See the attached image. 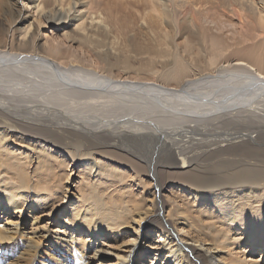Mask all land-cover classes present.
I'll use <instances>...</instances> for the list:
<instances>
[{"label": "bare ground", "instance_id": "1", "mask_svg": "<svg viewBox=\"0 0 264 264\" xmlns=\"http://www.w3.org/2000/svg\"><path fill=\"white\" fill-rule=\"evenodd\" d=\"M99 1L101 0L97 2ZM97 2L95 5L90 3L88 8L95 6L94 10L97 8ZM109 2L111 1L105 3L110 4ZM209 2L150 0L144 7L149 13L154 11L159 14L170 7L180 8L183 17L190 18L191 24L204 35L212 28L207 24H215L220 15H227L238 21L243 39L238 44L240 48L236 54L240 57L234 65L237 70L246 71L254 77L248 80V83L243 82L247 84L233 83L232 79L219 83L220 78L215 77L216 83L211 86L220 87L221 90L227 89L226 93L222 92L223 94L215 96L216 98L205 94L208 91L203 95L197 93L207 84H195L197 88L191 91V86L196 81L192 78L182 82L179 88L160 85L157 87L148 85L151 82L135 81H132L131 87L128 84L113 82L106 76L80 75L75 67L71 69L72 74L70 69H62L59 63L41 54L14 50V40L9 37V26L0 29V220L6 219L5 226H0V264H8L5 258L17 253L18 257L9 264H71V255L75 259L72 264H92L106 255L116 257L120 264H144L143 260L149 254L145 247L141 249L136 244L119 252L116 245L105 246L107 239L111 242L118 241L117 237L124 235L123 230L132 227L128 223V214L139 205V227L143 225L149 228L152 225L156 228L152 229L156 236V242L151 246L155 251L153 264L157 261L161 264H264V146H261L264 145V123L256 126L259 133L256 139L251 136L250 131L235 133L230 139L225 137V133L210 132L215 130L217 125L201 128L193 123L185 128L182 121L180 126L184 128L180 127L176 134L154 122H151L155 127L153 131H144L139 123L142 120L141 115L137 114L135 119L138 123H135V128L121 127L120 131L114 134L112 127L117 119H104L106 122L103 124L94 122L87 126L82 119L74 120L55 102L46 97H36L38 93L35 87L41 84L46 85L47 94L57 87L87 100H90L91 96L97 98L103 95L111 100H123L127 96L143 98L145 95H160L159 98H152L151 104H154V100L159 101L158 106H162L166 111L171 108L174 113H181L180 115L203 119L210 117L213 120L223 117L222 122H233L234 118L226 113L214 114L223 110L226 106L224 103H228L232 109H237L235 104L240 103L239 93L246 90L250 92L253 86L255 89H259L260 85L264 87V0H260L262 6L254 0H220L219 5ZM57 3L58 16L63 14L66 6L72 4L71 0L68 3L57 0ZM40 6L36 4L37 11ZM4 9L10 16L16 10L10 0L5 3ZM97 9L94 12H97ZM76 11L81 12L78 9ZM83 17L78 20L82 22ZM27 25L22 38L32 36L30 33L34 28L33 23ZM166 34L159 32L153 37L155 40L160 39L161 43V37H167ZM211 38L212 51H215V55H220L219 52L223 49L222 40L212 34ZM19 45H23V42L20 41ZM184 75L185 72L179 77ZM95 81L109 85L95 88ZM111 87L120 91L116 92ZM116 93H120L122 97L117 98ZM230 95L235 96L228 97ZM176 97H183L187 102L175 103ZM248 101L252 99L249 98ZM171 104L183 105L192 110L176 111ZM125 110L127 109H123ZM172 113L171 111V117ZM194 129L199 130L201 135L209 134V131L215 137L195 138L192 136ZM68 133L83 135L88 140L87 149H94L91 153L105 155L124 165L130 164L138 173L153 177V198L148 200L150 203H132L122 192L111 189L114 183L108 181L110 178L103 180L102 177V181L97 179L84 184V188L80 189L79 203L68 209L66 218L62 220L65 223L63 230L51 232L47 226L41 225V219L49 212H44L45 209L41 208L50 204L54 193L51 189L47 190V186H41V177L33 170L39 172L40 165L47 163L50 156L48 143L58 146L62 154L64 150L61 147L80 145L78 139H74L72 143ZM102 136L105 137L104 140L107 139L105 142L99 140ZM19 138H26L28 142ZM115 138L124 142L129 140L133 146H140L145 152L143 158L139 161L128 157L125 159L126 157L110 156V151L102 147L111 146V140ZM223 141L225 143L221 144ZM87 165L97 172L94 177L102 175L101 167L98 169L99 163L97 165V162L91 161ZM30 167L33 170H30ZM166 183L172 184L171 192L174 196L163 192ZM134 203L136 207L131 208ZM26 205L30 206L29 216L25 215L26 220L31 219L28 229L22 217ZM36 211L39 212L38 215ZM11 217L18 219L13 220ZM103 238L107 239L102 241ZM258 248L259 258H255L254 253H257L255 251ZM85 257L89 258L87 262L84 261ZM142 257L144 259H141Z\"/></svg>", "mask_w": 264, "mask_h": 264}, {"label": "rangeland", "instance_id": "2", "mask_svg": "<svg viewBox=\"0 0 264 264\" xmlns=\"http://www.w3.org/2000/svg\"><path fill=\"white\" fill-rule=\"evenodd\" d=\"M7 1L8 0H0V29L3 30L4 27L9 26L11 34H9V37L14 40L13 49L29 52L31 54H41L50 58L49 60L59 63L62 69L64 67V69L68 68L70 69L69 71H71L74 67L78 68V74L80 75L106 76L113 82L128 84L131 87H133L132 81H135L151 82L148 85L153 84L154 86L157 85V87L160 85L179 88L188 78H192L196 81L191 86V91L197 88L195 84H207L205 87L202 84L203 88L199 89L197 93L203 95L208 91L205 94H210L211 98L221 96L223 94L222 92L226 93L227 91V89L221 90L220 87L211 86V84L216 83L214 82L215 77L220 78L219 83H225L228 79H232L233 83H243L246 81L248 83V80L254 77L246 71L241 72V70H237L236 65H234L240 57L237 56L236 52L238 48H240L238 44L242 41L243 37L237 25L238 21L234 18H229L227 15H220L217 20L219 23H208L207 25L212 28L210 32H207V35H204L197 27L191 24L190 18L187 17L186 19L183 17L180 8L176 9V7H170L167 8V11L162 10L161 14L155 13L154 11L149 13V11L145 9L144 4L150 2V0H110L113 2L112 4L111 2H109L110 4H106L108 0H101L99 2H97L98 0H95V2L93 0H71L72 4L66 6L63 14L59 16L57 11V7H59L57 0H10L16 9L15 13L11 16L7 13L6 9H4ZM206 1H210L209 3L215 5H219L220 3V0ZM254 1L255 3L259 2L257 4L262 6L260 5V0ZM64 2L68 3L69 0H64ZM96 2L98 3L96 5L98 9L95 8L94 10L97 9V12H94L93 8L95 6L92 9L88 7L90 3L91 5H95ZM36 4L41 5L38 11L36 10ZM19 12H21V14ZM148 13L149 15L147 16L146 14ZM81 16H84L83 19H85H82L83 23L78 20ZM21 19H23V21H20ZM161 21L164 22L162 23ZM31 22L34 27L31 29L30 33L32 36L29 35L22 38L21 35H23L25 27ZM159 32H162V34H166L165 32H167L169 34H166L167 37L159 36L163 38V42L161 43L160 39L155 40L153 37ZM211 34L222 40L221 45L223 49L219 52L221 53L220 55H215V51H212ZM20 41L23 42V45H19ZM25 42L26 44H24ZM227 61L229 65H227ZM221 70H224L223 73H220ZM184 72L185 75L182 76V78L179 77V75ZM71 73L73 74V70ZM254 73L258 76L256 72ZM95 84H97L95 88L109 85V83L102 85L97 81H95ZM199 85L197 86L202 87ZM35 88L36 93H38L36 97H46L53 103L55 102L62 110L67 111L74 120L82 119V122H86L87 126H90V123L94 122L103 124L106 122L104 119H117L115 121L116 124L112 127L114 134H117L121 127L129 128V126H132V128H135V123H138L137 119H135L138 117L135 116L137 114L141 115L142 120L139 123L143 126L142 128L144 131L146 130L149 132L155 129L151 122H154L159 127H163L172 133L180 130L182 126L186 128L193 123L198 126L200 125L199 127L201 128L207 125L212 128L217 125L215 130H211L210 132L225 133L227 134L225 137L230 139L233 138L235 133L247 131H250L251 136L256 139L259 134L256 130V126L260 123H264V87L261 85L259 89H255L253 86L250 92L246 90L239 93L240 103L235 104L237 109H232L231 106L227 105L228 103H224L226 106L223 110L214 114L220 115L226 113L229 117L234 118V120H232L233 122L229 124L228 122L224 123L221 121L223 117L214 120L210 117L204 119L190 117L186 114L180 115L181 113L179 112L174 113L175 111L171 108L168 109V111L164 110L165 108L158 106L159 101L154 100V104H151L153 103L152 98H159L160 95H156L157 97L155 95H153L154 97H146L145 95L143 98L127 96V98L125 97L123 100L119 99L120 101L108 99L103 95L97 98L91 96V99L87 100L85 98L75 97L72 92L67 93L57 87L47 94V87L45 84L38 85ZM111 89L116 92L120 91L113 87H111ZM209 91L211 93H209ZM116 95L117 98L122 97L120 93H116ZM234 96L235 95H230L228 97ZM249 98H251L252 101H248ZM183 101L187 102L183 97H176L174 100L175 103L181 102L184 104ZM123 104L126 107L123 106ZM163 104L166 105L165 103ZM170 106L176 111L180 109L181 111L192 110L191 108L187 109V107L178 104H171ZM123 109H127L125 110L127 112L125 113ZM171 111L173 112L172 117L170 114ZM178 114L180 117L177 116ZM181 121L183 122L182 126H180ZM210 132L208 131L209 134L201 135L199 130L194 129L192 136L195 138L202 137L203 139L214 138L215 135ZM68 135L72 143H74V139H78L80 145L61 147V149L64 150L62 154L58 146H52L48 143L47 147H49L50 156L47 159V163L40 165L39 172L30 167V170L35 171V173L41 177V186L43 188L47 186V190L51 189L54 193V197H56L50 200L48 206L41 208V210L45 209L44 212H51H47L46 215L43 216L40 221L41 225L47 226L51 232L54 230H63L65 223L62 220L66 218L68 209L74 206L75 203H79V192L84 188V184L96 181L97 179L102 181V177L103 180L110 178L108 181L114 183L111 189L122 192L126 198L132 200V203H141L142 201L143 205H146L148 202L150 203L148 200L153 198V186L151 185L153 177L142 172L138 173L130 164L124 165L117 162V160H111L105 155L91 153L94 149H87L88 140H86L83 135L76 136L70 133H68ZM104 138L105 137L102 136L99 140L105 142L107 139L104 140ZM19 139L25 140L26 143L28 142L26 138ZM111 143L112 145L109 147H102V149L110 151V156L117 158L126 157L125 159L128 157V159L131 158L139 161L140 158L142 159L144 156L143 153L145 152L142 151V148L140 146H133L129 140L124 142L120 138H115V140H111ZM224 143L223 141L221 144ZM89 161L97 162V165L99 163L98 169L101 167V171L103 172L101 176L94 177L97 172L92 171L90 169L91 167L87 165L90 163ZM166 185L163 192L171 197L174 196L171 192L173 189L172 184L166 183ZM135 203L133 204L134 206L131 205V208L136 207ZM140 207L139 205L132 209L131 213L128 214V223H130L132 227L124 229V235L117 237L119 238L118 241L111 242V240L107 238H103L102 241L107 239L105 241V246L110 247L111 245H116L115 247H117V251L119 252L120 250H124L136 244H138L141 249L145 247V250L149 254L145 259L144 257L141 259H144V264H153L155 251L151 246L156 242V236H154L152 231L155 226L151 225L147 228L142 225L139 227L137 212ZM28 210H30V206L26 205L22 215L27 229L31 226V219L26 220L25 216H29L30 211ZM35 213L38 215L39 212L36 211ZM11 219L16 220L18 218L11 217ZM5 222L6 219L0 220V226H5ZM92 237L94 236L92 235ZM99 241L100 240H98V242ZM158 244L160 243H156V245ZM259 249L260 248L255 251L257 253H254L255 258L260 254V252H258ZM45 250H47V248ZM249 256H251V254H249ZM17 257L18 253L14 256L8 255L5 261L9 264L10 261L13 262L14 258ZM69 257L70 263H75L73 256L71 255ZM162 259L163 258H161V260ZM88 260L89 258L85 257L84 261L87 262ZM157 262L154 264H161ZM92 264L120 263L116 257L106 255L97 259V261Z\"/></svg>", "mask_w": 264, "mask_h": 264}]
</instances>
